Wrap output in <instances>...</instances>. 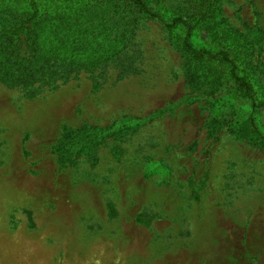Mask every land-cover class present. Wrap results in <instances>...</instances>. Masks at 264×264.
I'll return each instance as SVG.
<instances>
[{"label":"rangeland","instance_id":"rangeland-1","mask_svg":"<svg viewBox=\"0 0 264 264\" xmlns=\"http://www.w3.org/2000/svg\"><path fill=\"white\" fill-rule=\"evenodd\" d=\"M218 1L264 87V0ZM124 12L135 24L105 22L116 58L31 59L0 81V264H264V146L235 136L242 109L161 25ZM18 44L5 49L31 57ZM78 128L98 142L75 159L51 153Z\"/></svg>","mask_w":264,"mask_h":264},{"label":"trees","instance_id":"trees-1","mask_svg":"<svg viewBox=\"0 0 264 264\" xmlns=\"http://www.w3.org/2000/svg\"><path fill=\"white\" fill-rule=\"evenodd\" d=\"M123 8L161 25L172 44L202 67V80L218 84L225 97L242 109L235 136L264 146V87L256 84L250 69L253 44L227 25L218 0H0V15L14 19L13 25L0 27V81L9 82L19 71L33 69L31 59L79 69L116 58L123 46L107 34L105 22L117 15L116 19H127L124 25L135 24ZM86 19L97 20L98 30ZM16 41L29 42L25 53L31 57L19 56L14 46L5 49ZM95 132V128L73 130L51 153L61 160L75 159L98 142Z\"/></svg>","mask_w":264,"mask_h":264}]
</instances>
